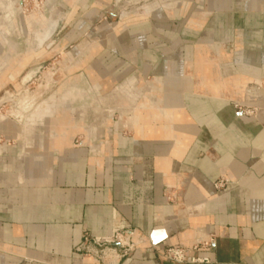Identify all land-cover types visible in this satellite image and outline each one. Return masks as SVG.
Listing matches in <instances>:
<instances>
[{"label": "crops", "instance_id": "0c3cea01", "mask_svg": "<svg viewBox=\"0 0 264 264\" xmlns=\"http://www.w3.org/2000/svg\"><path fill=\"white\" fill-rule=\"evenodd\" d=\"M115 1L48 0L67 44L87 48L74 69L104 96L128 89V105L97 124L64 106L39 137L0 123V264H102L76 252L82 236L126 227L136 247L118 264H175L166 249L198 245L196 264H264V0L119 22ZM7 61L1 75L28 60ZM248 103L256 117L236 107Z\"/></svg>", "mask_w": 264, "mask_h": 264}, {"label": "rangeland", "instance_id": "374dc122", "mask_svg": "<svg viewBox=\"0 0 264 264\" xmlns=\"http://www.w3.org/2000/svg\"><path fill=\"white\" fill-rule=\"evenodd\" d=\"M179 2L172 4V8ZM157 3L158 0H116L109 7V12L115 17V22H119L123 15L136 16L158 7L171 9L165 5L152 6ZM61 12L59 5L48 0H14L6 11L0 5V19L4 18L0 31L5 39L0 43V72L8 64L7 60L17 64L28 60L18 71L13 67L6 75L0 73V123L11 121L25 127L21 131L23 136L27 128H33L32 137H39L42 123L49 117L51 121V116L58 109H63L64 97H67L64 102L66 108H74L78 116H84L85 121L91 124L105 122L117 110L115 105L105 104L100 90L96 92L94 85L86 81L89 78L84 68L74 69L73 61L84 58L82 51L87 48L82 45L81 51L80 42L67 44L69 20ZM103 22L104 19L99 24ZM54 25L56 29L52 34L48 27ZM93 74L102 79L98 72ZM81 75H84L83 80H76ZM134 83L135 89H146L136 80L127 85ZM130 92L137 94L133 90ZM133 99L130 97V101ZM117 116L120 117L119 114Z\"/></svg>", "mask_w": 264, "mask_h": 264}, {"label": "built area", "instance_id": "2783aa9c", "mask_svg": "<svg viewBox=\"0 0 264 264\" xmlns=\"http://www.w3.org/2000/svg\"><path fill=\"white\" fill-rule=\"evenodd\" d=\"M240 113L247 117H256L262 109L254 104H237ZM227 184L225 179H221L215 184L216 188H223ZM135 232L126 227L109 231L103 238L84 234L76 252L86 259H90L102 264H118L119 260L129 256L135 249L133 242ZM206 245V244H205ZM200 245L191 249L168 248L163 256L175 264H196L206 260L195 258L191 253L195 252Z\"/></svg>", "mask_w": 264, "mask_h": 264}, {"label": "bare ground", "instance_id": "6f19581e", "mask_svg": "<svg viewBox=\"0 0 264 264\" xmlns=\"http://www.w3.org/2000/svg\"><path fill=\"white\" fill-rule=\"evenodd\" d=\"M14 0H0V5L3 7V10L4 11H6L7 10V8L9 7V4L10 3H12ZM159 1V0H158ZM177 2H175V3H173V4H176ZM159 5H165L167 8H171L172 9V7H173V5L172 4H162L161 2H159V3H157V4H154V5H152L153 7H155V6H159ZM11 14L13 15L14 14V10H13V12H11ZM3 21H4V18L2 17L1 19H0V27L2 26V23H3ZM50 28V30H51V32L50 33H52V31L54 30L55 31V25L54 26H51V27H48V29ZM55 28V29H54ZM54 31H53V33H54ZM49 33V32H48ZM52 33V34H53ZM2 34H3V32L2 31H0V43H3L4 41H5V39L2 37ZM51 34V35H52ZM50 35V34H49ZM48 35V36H49ZM51 37V36H50ZM48 38V37H47ZM84 46V45H83ZM82 45L80 46V48L82 49V47H83ZM13 58H14V56H13ZM9 64V63H8ZM154 89V88H153ZM128 91V89H118L115 93H113V94H110V95H107V96H102L101 97V99L104 101V103L105 104H112V103H114V102H116V105L119 107L120 105H128L127 104V101H126V92ZM133 91H135L134 89H133ZM136 92V91H135ZM258 93V92H257ZM256 93V94H257ZM130 94H132V93H130ZM122 95H125V97H123ZM135 96V94L133 95V97ZM72 98V97H71ZM135 99H136V97H134ZM64 101L62 102V104H61V107L62 106H65L64 105V102H66V98H64L63 99ZM130 101V100H129ZM136 101V100H135ZM122 102V103H121ZM136 105H134V107H135ZM65 109V108H64ZM66 110V109H65ZM74 110V109H73ZM32 130H33V128H27V130L25 131L26 132V134H25V136H28V135H30V134H33V132H32Z\"/></svg>", "mask_w": 264, "mask_h": 264}, {"label": "water", "instance_id": "95a60500", "mask_svg": "<svg viewBox=\"0 0 264 264\" xmlns=\"http://www.w3.org/2000/svg\"><path fill=\"white\" fill-rule=\"evenodd\" d=\"M181 0H159L162 4H173L175 2H179Z\"/></svg>", "mask_w": 264, "mask_h": 264}]
</instances>
